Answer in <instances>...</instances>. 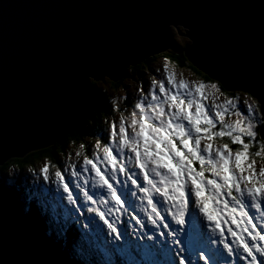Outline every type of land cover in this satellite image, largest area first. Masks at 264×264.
<instances>
[{"label":"snow or ice","instance_id":"1","mask_svg":"<svg viewBox=\"0 0 264 264\" xmlns=\"http://www.w3.org/2000/svg\"><path fill=\"white\" fill-rule=\"evenodd\" d=\"M155 7L162 10L130 39L66 50L59 106L92 93L89 79L95 83L108 62L150 41L187 33L199 46L190 5ZM244 7L254 16L207 55V81L178 75L164 57L138 95L102 98L118 116H106L103 129L82 125L96 137L91 155L81 142L78 162L63 171L45 159L26 170L31 184L27 175L23 185L13 179L16 168L4 174L0 264H264V0ZM256 29L258 53L243 42ZM83 237L98 247L85 248Z\"/></svg>","mask_w":264,"mask_h":264},{"label":"water","instance_id":"2","mask_svg":"<svg viewBox=\"0 0 264 264\" xmlns=\"http://www.w3.org/2000/svg\"><path fill=\"white\" fill-rule=\"evenodd\" d=\"M252 2L0 0V166L10 158L23 157L73 132L89 111L94 91L78 95L71 103L58 105L61 65L68 48L95 49L104 41L130 39L149 27L155 14L162 10L156 5L182 3L191 6L185 11L197 26L201 40L195 46L197 41L185 33L183 36L190 42L182 52L192 66L208 76L204 71L207 55L222 51L236 26L254 16L253 9L244 7ZM243 42L258 53V29L245 34ZM171 45V39L150 41L108 62L107 71L100 79L106 76L111 81H119L130 66L169 50ZM91 80L88 83L92 88ZM41 98L42 106L30 103ZM30 114L26 123L25 118ZM29 127L32 129L26 132ZM30 225L40 229L36 222L30 221Z\"/></svg>","mask_w":264,"mask_h":264},{"label":"rangeland","instance_id":"3","mask_svg":"<svg viewBox=\"0 0 264 264\" xmlns=\"http://www.w3.org/2000/svg\"><path fill=\"white\" fill-rule=\"evenodd\" d=\"M182 31H183V28H182ZM189 42L190 41L186 36L174 34L171 37V44H172L171 49L174 50V52H181L183 47L186 44H188ZM164 57L165 56H163V55H158L151 60L150 59L147 60L148 61L147 63L146 62L143 63V61H145L146 59L143 60L142 64H144V65L143 66L140 65L141 66L140 70L137 73L134 72L132 69H128L127 74H126V78L122 82L117 83L116 85H113L112 81L106 76L103 79L96 80L95 83H93V80H91L93 91L95 89L97 92L101 93V95L103 94L104 98H110V97H114V96L121 97V96H124L125 94H127L129 97H132L133 95H138V93H136L137 87L141 83H143V85L145 87H147L148 82L153 78L154 70L156 68H161L162 64L164 63ZM169 62H170V67L174 68L175 72L178 75L183 74L184 78H186L188 80L203 79V80L207 81L203 76L197 75V73L192 71L190 68L179 67L176 65V63H173L170 60H169ZM155 75L158 78L160 75H162V71H161V73L155 74ZM94 94H95V92H94ZM131 103H132L131 99L119 101L121 108H124L125 106L130 105ZM112 115L118 116V113H111L110 115H108V118L110 119ZM103 127H104V123H103L102 128ZM62 137H64V136H62ZM62 137H60L59 139H61ZM59 139L57 141L53 142L52 144L48 145L47 147L54 145L55 143H58ZM95 139H96V137L92 136L91 138H86L85 140H83L84 143L86 144L85 151L88 152L87 154L91 155V147L90 146L95 143ZM78 145L79 144L76 145L72 142H69L64 146L65 148L63 147L65 149V151H62L60 155L56 154V156L58 155V161H59L60 166L63 165L61 168L62 171L64 170V168L67 167L69 162H77L78 161L74 155V153L76 152V150L78 148ZM43 148H46V147H43ZM37 150H39V149H37ZM33 151H35V150H33ZM69 154H71V161H69ZM23 157H19V158H23ZM44 160L45 159H42L33 165H27L21 170L18 169L16 167V165H13V164L7 165L3 169L0 168V178L2 179L4 174L6 172L11 171L12 168H16V169H18V173L15 177H13V179L17 180L20 185H23L24 184V176L27 175L29 177L28 183L31 184L34 177H32L31 173H28L26 170L29 168H33V169L38 170L39 167L42 166ZM51 171L54 172L55 168H52ZM64 174H65L66 178L68 176H70V169L68 171H65ZM72 187H73V189H75L74 185H72ZM38 218L39 217H36V219H38ZM30 221L36 222L33 220H30ZM39 222H41V225L39 224L40 225L39 227L41 228L42 227V221L39 219ZM83 238L85 240H90L89 237H83ZM201 264H202V262H201Z\"/></svg>","mask_w":264,"mask_h":264},{"label":"trees","instance_id":"4","mask_svg":"<svg viewBox=\"0 0 264 264\" xmlns=\"http://www.w3.org/2000/svg\"><path fill=\"white\" fill-rule=\"evenodd\" d=\"M158 55H163V56L167 57L170 61H172L173 63H176V65L179 67L190 68L192 71L197 73V75L203 76L206 80L209 79V77L205 73L198 70L197 68L192 66L187 61V59L185 58L182 51L181 52H174V50H172L171 48L167 51L161 52L159 54H156V55H153V56L147 58L145 61H143V63L144 62L147 63L148 62L147 60H149V59L151 60ZM140 65L143 66L144 64H142V62H141L139 64H136L135 66H130L128 69H132L134 72L137 73L140 70V67H141ZM125 78H126V76L123 77L119 81H115V82L112 81V83H113V85H116L117 83L122 82ZM94 92H95L94 100L92 102V105H91L89 111L87 112L84 119L81 121V123L77 126V128L73 132H70L69 134H67L64 137H62L61 139H59L58 143H55L54 145H51V146L43 148V149L31 151V152L27 153L23 158H10L3 165H1L0 168L3 169L7 165L13 164V165H16L17 168L23 169L25 166L33 165L42 159H47L51 164H58L59 163L58 155H60L62 151H65L64 146L67 143L72 142V143L77 145V144H80L81 142H84L83 140H85L86 138L92 137V135H89L87 132L81 130L83 124L86 123L87 127L90 129H93V130H95L97 128L103 129L102 128L103 121H104L106 116L108 117L109 114L106 112V108L104 106H101L103 103L102 98H104L103 94L101 95V93L97 92L95 89H94ZM97 115L100 118V123H97V121H96ZM56 154H58V155L56 156ZM62 166L63 165H61V168H62ZM36 217L37 216H33L31 220L36 221L37 225L40 226L41 225V222H39L40 218L36 219Z\"/></svg>","mask_w":264,"mask_h":264},{"label":"clouds","instance_id":"5","mask_svg":"<svg viewBox=\"0 0 264 264\" xmlns=\"http://www.w3.org/2000/svg\"><path fill=\"white\" fill-rule=\"evenodd\" d=\"M19 169V168H18ZM21 170V169H20Z\"/></svg>","mask_w":264,"mask_h":264}]
</instances>
